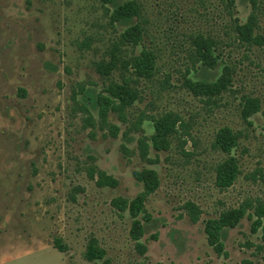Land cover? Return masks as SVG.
<instances>
[{"label":"rangeland","instance_id":"374dc122","mask_svg":"<svg viewBox=\"0 0 264 264\" xmlns=\"http://www.w3.org/2000/svg\"><path fill=\"white\" fill-rule=\"evenodd\" d=\"M125 1L0 0V264H99L84 257L93 237L109 264H264L260 231L251 232L253 219L245 216L223 232L226 255H218L204 233L207 220L264 195L253 177L264 171V47L223 48L219 65H234L233 84L207 105L182 82L219 75L220 66L194 63L190 43L199 32L225 37L230 19L219 1L136 0L141 17L129 25L140 23L143 36L118 54L128 58L151 50L157 68L152 79L137 81L140 100L125 112L128 124L109 113V124L120 128L114 138L100 129L93 106L108 83L95 64L110 59L127 27L110 21L114 6ZM261 7L264 35V0ZM250 11L248 0L236 1L234 16L241 24ZM122 75L132 77L116 69L109 78L120 82ZM244 96L260 100V111L248 123L240 118ZM167 112L178 114L186 127L168 151H149L155 163L141 161L137 139L153 134L150 117ZM89 118L94 126L87 125ZM140 118L135 131L132 124ZM222 127L240 134L233 151L240 175L226 190L215 186V168L225 156L211 147ZM143 168L155 170L160 184L145 202L149 219L142 221L141 254L129 236L131 218L111 201L132 200L141 192L133 172ZM91 169L118 185L98 187ZM187 202L201 212L196 223L183 209Z\"/></svg>","mask_w":264,"mask_h":264},{"label":"trees","instance_id":"16d2710c","mask_svg":"<svg viewBox=\"0 0 264 264\" xmlns=\"http://www.w3.org/2000/svg\"><path fill=\"white\" fill-rule=\"evenodd\" d=\"M115 0H102L103 4H114ZM202 1V0H201ZM220 7L225 14L229 16L230 24L228 32L223 33L225 37L214 35L210 32H199L190 37L192 46V56L194 63H199L205 68H215L220 66L218 77L213 81L192 80L184 78L182 86L193 97L203 99L205 104H215L216 99L228 92L233 84L235 67L230 62H222L219 65L222 50L225 47L244 48L247 50L261 49L264 47V35L259 32L260 16L262 15L261 0H248L250 4V13L244 23H240L234 16V10L237 0H218ZM141 17V7L136 0H127L122 4L115 5L110 14L111 23H119L127 26L120 34L118 43L114 44L110 51L108 61H100L95 64L98 74L108 80L106 86L102 89L93 102L97 109L99 118V127L101 130L108 129L109 134L116 138L120 132L117 125H111L108 122L109 113H115L122 124H128L126 111L132 107L136 101L140 100V95L136 87L138 80H150L156 74V55L151 50L144 49L138 55L123 58L118 52H121L122 45L137 46L143 36L144 29L140 23L129 25L133 18ZM131 73L130 77L122 75L120 82L110 79V75L116 70ZM260 111V100L256 97L244 96L240 102V118L248 123L250 117ZM152 123L153 134L149 137L142 135L137 139L138 156L141 161L155 163L157 159L149 158V151L152 149L155 153L168 151L172 138L181 133L185 126L181 117L173 112L164 113L158 117L149 118ZM88 126H94L91 118L87 119ZM143 118L132 124L133 130H140ZM131 127L123 132L125 138L131 132ZM142 133V132H141ZM188 134L187 131H183ZM240 134L234 132L229 127L218 129L215 134L211 147L220 152L225 158L216 165L215 168V186L220 190H226L233 186L240 175V168L236 157L233 155L234 149L238 145ZM124 150H126L124 148ZM90 178L96 177L98 187L115 188L118 181L105 172L91 169ZM254 180L258 181L264 191V171L259 169L253 174ZM133 178L142 185L141 192L132 200L114 198L111 201L112 207L119 212H127L131 218V227L129 236L136 243V247L141 254L145 253L146 248L139 243L144 234L143 220H148L146 215L145 202L159 187V177L155 170L143 168L133 172ZM183 209L193 223L199 220L201 214L198 207L191 202L185 203ZM249 212V213H248ZM247 216L253 219L251 232L260 231L261 246L259 250L264 249V195L255 200L243 201L237 208H230L222 211L217 218L209 219L205 222L204 233L207 243L218 255H226L221 242L223 232L226 229L235 228L240 221ZM59 251L64 247L57 242L55 244ZM106 252L102 249L96 238L89 239L85 250V259L88 262H101L99 264H109L105 258Z\"/></svg>","mask_w":264,"mask_h":264}]
</instances>
